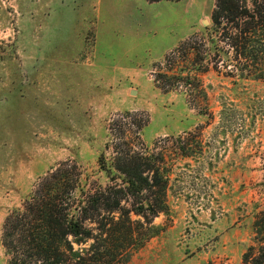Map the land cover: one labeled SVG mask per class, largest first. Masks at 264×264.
<instances>
[{"label":"rangeland","instance_id":"obj_1","mask_svg":"<svg viewBox=\"0 0 264 264\" xmlns=\"http://www.w3.org/2000/svg\"><path fill=\"white\" fill-rule=\"evenodd\" d=\"M216 1L0 0V264L7 216L47 179L63 176L77 205L124 185L127 150L151 158L165 186L154 217L121 202L135 230L124 264L261 259L264 79L238 76ZM155 168L143 166L150 183ZM104 216L122 218L85 220L92 236L70 235L75 250L107 237Z\"/></svg>","mask_w":264,"mask_h":264},{"label":"trees","instance_id":"obj_2","mask_svg":"<svg viewBox=\"0 0 264 264\" xmlns=\"http://www.w3.org/2000/svg\"><path fill=\"white\" fill-rule=\"evenodd\" d=\"M211 18L214 31L232 50L238 76L249 80L264 79V0H252L251 5L247 0H217ZM150 160L145 154L127 150L116 166L122 173L124 185L114 184L89 194L77 205L71 200L74 190H68L69 182L61 180L63 176L58 179L51 176L42 184L38 194L27 202L24 210H16L6 218L3 244L10 256L9 263L124 264L120 255L135 244V230L121 202L131 197L133 210L144 216L154 217L164 210L161 194L165 181ZM143 166L155 168L154 183H150L148 175H143ZM107 174L111 175V172L107 171ZM155 186L156 189L152 190ZM147 189L154 202L144 204L140 199ZM73 209H78V215L72 212ZM103 211L110 214L120 212L122 218L115 220L104 216L99 219L107 237L95 238L88 250H75L69 236H73L77 243L90 238L92 234L84 227V222L95 216L99 218ZM256 227L259 232L264 231V211ZM261 249V259L255 264L264 261V245Z\"/></svg>","mask_w":264,"mask_h":264}]
</instances>
